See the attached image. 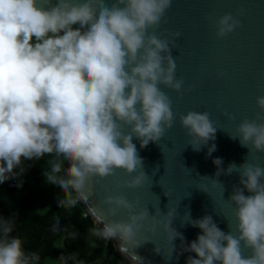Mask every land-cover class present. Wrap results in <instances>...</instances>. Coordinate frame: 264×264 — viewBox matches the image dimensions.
<instances>
[{
    "label": "clouds",
    "instance_id": "1",
    "mask_svg": "<svg viewBox=\"0 0 264 264\" xmlns=\"http://www.w3.org/2000/svg\"><path fill=\"white\" fill-rule=\"evenodd\" d=\"M47 4L0 0V182L24 159L47 155L46 178L66 195L58 201L60 206L74 207L80 197L87 201L89 180L117 170L129 176L137 173L124 186L142 187L148 176L133 137L141 147L161 140L176 115L160 86L179 93L184 84L175 76L171 54L181 33L172 34L171 41L156 35L161 22H167L172 0H114L110 7L104 0H58L50 8ZM76 24L80 27L73 28ZM216 26L217 36L223 38L241 21L229 13ZM257 107L255 120H244L231 138L239 139L242 147L251 145L249 151L264 152V96L257 97ZM180 121L194 150L216 139L217 128L207 112L190 111L181 114ZM215 150L212 144L208 154ZM213 162L217 177L242 169L240 184L252 195L234 186L230 199L239 235L226 234L210 215L190 221L202 234L185 249L198 257H188L187 264H264V167L233 163L225 172L221 158ZM212 182L222 185L217 179ZM73 192L79 196L74 198ZM103 203L110 206V216L120 209L129 216L127 221L103 223L95 235L138 247L141 242L135 238L150 217L148 209L137 212L136 204L124 196H110ZM166 217L170 219L164 222L151 216L149 231L163 223L170 243L177 236L183 241L171 227L174 213ZM12 231L7 220L0 222V264H39V254L27 252ZM242 242L252 250L250 257L244 256ZM132 258L140 264L138 256Z\"/></svg>",
    "mask_w": 264,
    "mask_h": 264
},
{
    "label": "water",
    "instance_id": "2",
    "mask_svg": "<svg viewBox=\"0 0 264 264\" xmlns=\"http://www.w3.org/2000/svg\"><path fill=\"white\" fill-rule=\"evenodd\" d=\"M44 2L50 8L58 0ZM104 2L110 7L114 0ZM229 13L240 19L241 26L220 38L217 22ZM164 20L167 22L162 21L156 29L159 38L171 41L172 34L181 33L171 54L177 65L175 76L184 81L182 92L160 86L172 101L176 115L173 127L159 142H149L146 147H141L140 140L133 137L132 142L144 163L143 171L148 176L142 187L124 186L137 173L129 176L124 170H117L103 179L93 177L85 189L87 201L78 199L101 227L106 222L127 221L129 216L125 209L110 216V206L103 203L107 197L124 196L136 204L137 212L148 209L150 217L135 238L141 242L138 247L125 244L119 238L111 239L131 264H139L132 258L133 254L140 258V264H187L188 257L198 258L196 253L185 251L202 234L190 221L206 215L212 216L226 234L239 235L235 204L230 198L234 186L242 188L246 196L252 193L240 184L242 169L217 177L218 167L213 161L221 158L220 168L225 172L233 163L238 167L246 162L264 167V152L249 151L251 145L242 147L239 139L231 138L237 135L240 123L255 120L260 112L257 97L264 96V0H172ZM79 27V24L73 25V28ZM190 111L207 112L217 128L216 139L199 151L189 144L192 137L180 121V115ZM225 113L235 119H229ZM212 144L216 150L209 155ZM212 179L223 186L214 185ZM169 211L174 213L171 227L184 237L183 241L177 236L170 243L163 223L156 224L155 232L149 231L153 225L151 216L166 222L170 219L166 217ZM171 248L174 251L169 258ZM242 250L245 257L252 255L251 249Z\"/></svg>",
    "mask_w": 264,
    "mask_h": 264
},
{
    "label": "trees",
    "instance_id": "3",
    "mask_svg": "<svg viewBox=\"0 0 264 264\" xmlns=\"http://www.w3.org/2000/svg\"><path fill=\"white\" fill-rule=\"evenodd\" d=\"M7 187L11 194H15L13 173L7 179ZM35 200L33 194L27 195L21 199L18 211L13 213L6 207L0 193V215L3 221L7 220L11 224L13 229L11 235L22 239L25 250L39 254V264H45L50 256L61 257L63 264H68L64 259V252L55 246L56 241L64 237L65 248L75 250L87 239L91 230L95 247L90 256L81 257L82 261L91 263L103 256L100 264H131L112 240L101 239L95 235V231L101 226L95 222L79 200L70 208L54 205L44 214L34 210ZM105 245L107 250L103 255Z\"/></svg>",
    "mask_w": 264,
    "mask_h": 264
},
{
    "label": "rangeland",
    "instance_id": "4",
    "mask_svg": "<svg viewBox=\"0 0 264 264\" xmlns=\"http://www.w3.org/2000/svg\"><path fill=\"white\" fill-rule=\"evenodd\" d=\"M49 159L50 157L46 155L38 159L23 160L22 164L13 172L16 188L15 194H11L8 191L7 180L0 182V193L3 196L5 205L13 213L18 211L21 199L30 194L36 197L34 210L40 214L46 213L50 207L59 205V200L66 198V195L58 186L50 184L46 178L45 172ZM67 166V163H65V168ZM72 195L76 198L75 192ZM0 222H3L1 215ZM114 243L116 246V242ZM55 246L64 252V259L68 264H100L103 260V256L91 263H86L81 260V257H88L93 253L95 241L92 230L78 249H66L64 246V237L57 240ZM106 247L107 245L103 247V255L107 250ZM45 264H63V259L57 256H50L46 259Z\"/></svg>",
    "mask_w": 264,
    "mask_h": 264
},
{
    "label": "built area",
    "instance_id": "5",
    "mask_svg": "<svg viewBox=\"0 0 264 264\" xmlns=\"http://www.w3.org/2000/svg\"><path fill=\"white\" fill-rule=\"evenodd\" d=\"M85 215H88V214H85Z\"/></svg>",
    "mask_w": 264,
    "mask_h": 264
}]
</instances>
